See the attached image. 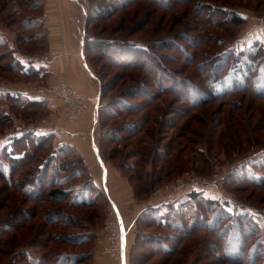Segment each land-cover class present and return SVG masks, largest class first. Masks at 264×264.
Listing matches in <instances>:
<instances>
[{
    "label": "rangeland",
    "instance_id": "374dc122",
    "mask_svg": "<svg viewBox=\"0 0 264 264\" xmlns=\"http://www.w3.org/2000/svg\"><path fill=\"white\" fill-rule=\"evenodd\" d=\"M11 2L12 3H6L5 5V0H0V35L3 36V41H7L8 38L10 39V37H6L10 36L7 32L8 29L15 31L16 34L21 32V20L22 17H25L23 13L22 17L19 19L16 14L17 10H24L21 4L17 1ZM84 3L87 7V14L93 12L97 6L105 4L103 0H84ZM203 4H209V6H205L204 10L199 13L196 8ZM137 5L138 7L135 5L123 11V13H128L129 20H126L123 13L119 12L115 18L110 21V24L107 22L91 23L89 25V30L86 31V44L88 43V38H92L94 35L97 36L99 34L100 38L103 37L100 34L103 25H108V33H110L111 28L114 27L116 31L117 26L122 25L123 20L125 22L124 33L126 34V38L135 42L140 47H146L153 42L152 40H155L153 39L155 25L157 26V24L162 21L161 18L164 14H166V21L170 17L171 12L167 14V12L159 9L155 4L146 0L140 1ZM216 7L222 11L220 15L215 16L216 18L224 16L223 19L226 20L228 18L227 14H230L232 11H238L239 13L242 12L247 14L249 20L245 21L242 25H234L226 21L224 23L227 25H221V28L215 27L206 22H208L207 18L211 8L213 9ZM134 8H137L139 12L133 13ZM224 8H228L229 10L223 11ZM147 11L148 14H145ZM176 11H181V14L183 13L182 17L187 21V33L191 36H199L205 40L204 45L197 49H191L192 46L188 47V52L192 55L195 56V52H197L196 55L198 58L196 64L203 61L206 62L210 56L218 54L216 51L219 44L218 40L208 39L203 34L204 30H206V34L208 35L212 33L222 36V38L229 41L232 46L235 39L237 40L242 37L248 30L253 28V26L258 24L264 25V0H190V3L187 5L180 4L172 13ZM145 17L150 20V24L146 27L139 28V31L134 33L135 24ZM11 21H13L14 24L12 27H8ZM95 24L100 25L98 28H94ZM179 28L180 27H176L170 36L176 34L178 30H180ZM164 33V31H159L157 37L164 35ZM108 35L113 36L112 34H105V36ZM114 36L118 37L120 35ZM43 40H45V38H43ZM209 44L211 47H208ZM17 45L18 44L15 46V53H20L25 56L38 55L41 57V55L37 53L44 54L46 49V47L44 51L41 49H34L32 44H24L23 47L19 45V48ZM222 48L220 50H222ZM83 49L84 54L89 57V59L100 56L93 51L87 52L86 47ZM234 49L239 50L238 48ZM5 52L7 51L1 50L0 54H4ZM155 52L159 55H163V53L166 52L167 54L178 57L177 53L174 51L167 52L158 50ZM8 54L7 56L4 55L2 58L0 57V87L11 90H31L32 88H47L50 86L44 84L35 77L25 78L14 71L10 72L11 56L9 52ZM196 64L194 66L189 64L186 65L189 69V75L191 74L190 76L198 75L195 69ZM102 67H104L103 70L107 68L111 74L119 70L116 68L111 69L110 65L107 64L105 60H99L93 63V65L91 64L92 71L95 74L98 73V70H102ZM168 68L179 73L184 71L185 66L180 62L175 64L168 63ZM207 71L209 72L210 68L205 70V72ZM105 72L106 70L103 72V77L105 76ZM97 75L96 77H98ZM63 80L66 81L65 79ZM66 82L72 86L68 81ZM195 83H197V81H195ZM175 98V95L163 96L154 103L153 108L146 109V112L151 113V118L147 123V127L137 138L130 141L112 142L104 136V126H102V119L105 117L104 112H100L99 123L96 126H94L92 122L89 124V130L83 132L88 135L94 129L96 143L98 147L100 146L104 160L109 166L110 174L112 173L111 179L114 176V172H118L121 177L123 176L127 180L131 178L134 180V183L130 184L136 198L137 210H142L144 203L150 199L158 198V200H161L166 196V198L172 196L171 198L173 199H179L174 200V203H172V201L171 203L173 205L170 203L167 206L165 205L155 210L152 209V212H142V214H144L138 222H135V224L133 223L131 233L128 237V251L126 252L127 263L125 264H139L141 260L145 261L144 257L149 255L152 251L146 248V245H142L144 242H148V238L150 240L158 239L163 242L165 238L177 234L174 229H168V227L165 226V219L173 209H179L177 211H181L179 214L181 218H179L177 224L183 225L185 230L190 232L191 224L195 223L198 231L194 233L191 239H184L180 248L185 245L189 246L188 251L183 256H175L171 260V264H241L234 261V259H239L238 254H235L236 251L234 250H238L241 241L240 236H242V234L231 232L230 242L226 244L227 249H224V252H222V250H219L220 252L218 251V254H225V256H227L224 257V259H220L218 256L208 255L206 252L203 254L200 253L197 249L195 240L200 238L203 239V241L214 240L222 245L224 243V238L222 239L220 237V239L218 236L219 232H215L217 228L216 221L219 219L223 221V223H221L223 225L225 224L222 228L223 230L227 228L226 225L228 223H231L229 221L234 219L237 215L252 217V219L261 226V231H264V98L259 99L254 93H239L226 97L223 101L215 100L192 110L189 104H187V110L190 112L189 117L192 119L187 129L181 127L182 123L186 122L187 116L183 117L178 114L170 115L166 113L167 110H175L182 106L181 103H174ZM90 99L91 101L88 102L86 111H88L89 106L93 104V98ZM108 100L107 98L106 102H108ZM56 101L57 104H59L57 109L52 111L51 107L47 106L48 108L40 111L43 116H39V112L35 110L23 111L20 110V108L14 109V114L11 115L12 123H10L9 127L0 125V138H4L6 135H11L22 129L26 130L33 125H39L45 119L49 120V128L54 129L55 126H57V132L60 133L58 137L54 136L51 140L53 148L56 149L58 147L60 150H66L64 148L66 144L59 143L64 140L65 142H67L66 140H71V142L75 140L77 143L84 145L85 151L82 152L84 156L74 147L64 151L66 156L59 160L64 162L65 168H62L63 171L61 170L59 180L67 178L71 174L70 172L74 170L83 168L84 171L78 172V176L72 175L65 183H58L57 187L65 190L76 189L79 192L83 191L86 193L83 197L87 195L92 198L90 200H93L95 204L94 207L79 209L78 211L81 212L79 215L86 221L87 229L93 236L87 245L84 246H62L63 252H74L78 254L81 252L90 253L89 259L81 264H118L117 260H112L109 255L105 254V248L109 245L106 223L113 220V215L111 212L110 198L108 199L109 195L106 196L102 189L100 169L92 154L90 140L87 139L88 136H78L70 139L64 138L66 137L63 133L65 131L64 129H69L68 126L74 124L76 121L63 117L62 112L64 106L60 99L56 98ZM131 101L138 102L137 100ZM0 106H3V108L7 110V113H10L8 109V106H11L10 102L2 100L0 101ZM155 108H157L158 111H155ZM217 111H219V113L215 114ZM173 116H177V120L180 123L174 128L171 124H167L169 120L174 121V119H176L173 118ZM136 118L137 115L126 116L123 120H118L116 122L117 124L123 121L130 122ZM165 121L166 124H164ZM4 122L8 121L6 120ZM211 128H215L213 134H211ZM121 134L125 136L124 139L129 138L126 132ZM183 134L185 137L180 138ZM0 141H2V139H0ZM67 144L69 145V143ZM137 151H140L141 155L134 156ZM163 151L168 154L166 159H163ZM0 158L3 161L6 160L4 152L0 151ZM77 158L83 160L84 167H81L80 164L76 166L73 165L71 168L66 165L67 160L76 161ZM75 163H77V161ZM127 164L137 165V167H129ZM34 166H36V163ZM124 166H126V168H124ZM30 169L32 170V167H30ZM27 170H29V167L23 169V171ZM138 175H140L142 179L135 177ZM237 177L241 181H239ZM260 177H263L262 180ZM122 178L120 180H122ZM252 179H255L256 183L261 184H250V180L252 181ZM91 182H93V186L98 190L96 188L90 190L89 188H91V186H86L89 183L91 184ZM193 182L206 184V186H208V195H205L206 197L201 196L198 200H190L187 194L195 187H190V183ZM1 184L3 183L0 182V186ZM199 186L202 185L196 184V187ZM190 188L191 190L189 191ZM87 190L88 192H86ZM109 193L111 195L110 190ZM183 194L184 196L182 197ZM20 195L23 196L22 194ZM121 198L124 202V207L132 211L133 206L128 204L126 193H123ZM65 201V203H59V205H53V207L58 206V208L62 210H70L68 206L69 201ZM45 205L47 208L50 207L51 204L46 202ZM31 206H34V203L28 201L26 207ZM217 209L221 213L220 216L212 213V210L216 211ZM132 215L134 214L131 213L129 222ZM202 228H207V230ZM46 230H52V226L46 227ZM248 231V229H245L243 235ZM261 231H259V234H255L256 237L253 239L252 243L248 244V246H250V251H253L254 247L258 248L261 244L260 239L264 238L262 237L264 233L261 234ZM244 243L246 245L245 240L242 241L241 245ZM23 248L29 253L31 260L36 262L41 259V254H39L36 249L31 247ZM141 254L145 255L141 256ZM248 257H251L250 252L248 253ZM7 258L8 257H5V260ZM165 258V255L158 254L150 262L147 263L146 261L145 264H160ZM169 259L171 258L169 257ZM243 264H247V261Z\"/></svg>",
    "mask_w": 264,
    "mask_h": 264
},
{
    "label": "trees",
    "instance_id": "16d2710c",
    "mask_svg": "<svg viewBox=\"0 0 264 264\" xmlns=\"http://www.w3.org/2000/svg\"><path fill=\"white\" fill-rule=\"evenodd\" d=\"M11 1L19 2L24 9L16 11L18 18L20 19L23 13L25 15L21 20L20 28L22 30L17 34L16 44H18V48L19 45L23 47L24 44H32L34 49L43 51L45 47L47 49L46 37L39 30L41 22L36 18V12L40 8L38 0H5L4 4L12 3ZM140 1L143 0H103L104 5L97 6L93 12L88 13L86 31L89 30V25L93 22H107L110 24V21L119 12L123 13V11L135 5L138 7L137 3ZM146 1L155 4L167 14L171 12L170 17L166 21V14H164L161 18L162 21L157 26L155 25L153 31L155 33L153 39L155 40H152L153 42L146 47H140L126 38L124 20L122 25L117 26L116 31L114 27L111 28L110 33H108V25H103L100 33L103 37L100 38L99 34L97 36L94 35L92 38H88L87 44L86 42L84 44L87 52L93 51L100 55L91 59L85 55L90 67L91 64L93 65L99 60H105L111 69H119L114 74H111L105 68L104 77V67L101 68L102 70H98V75L94 73L98 76L97 79L100 84L99 105L95 107L94 120L97 125L100 112H104L105 117L102 119L103 134L109 141L124 142L137 138L146 129L147 123L151 118V113L145 110L153 108L154 103L166 95H175L174 103L182 104L175 110H167L166 113L170 115L178 114L183 117L187 116L186 122L181 125L184 129L189 128L188 124L192 120L189 117L190 112L187 110V104L192 110L215 100L223 101L226 97L239 93H254L257 98H264V45L262 43L256 41L250 46L240 48L235 39L234 44L232 43L231 46L229 41H226L222 36L212 33L208 35L206 30H204L203 34L208 39L218 40L219 44L216 50L218 54L210 56L206 62L203 61L196 64L197 52H195V56L192 55L188 52V47L192 46L191 49H197L204 45L205 40L199 36H191L187 33V21L182 17L183 13L181 14V11L172 13L180 4L187 5L190 0ZM207 5L209 6V4H203L196 9L201 13ZM228 10V8H224L223 11ZM138 12V9L134 8L133 13ZM221 13V9L217 7L211 8L207 18L208 22L206 23L221 28V25H227L224 23L226 21L234 25H242L246 21L242 12L232 11L227 14L228 18L226 20L223 19L224 16L215 17ZM145 14H148V11ZM123 15L126 20H129L128 13L124 12ZM13 24L14 22L11 21L8 27H12ZM100 24H95L94 28H98ZM149 24L150 20L146 19V17L140 19L135 24L134 33L138 32L139 28L146 27ZM176 27H180V30L170 36ZM159 31H164V35L157 37ZM105 34H112L113 36H105ZM114 35L120 36L115 37ZM5 39L7 40L6 37ZM3 40V36L0 35V51L5 50L7 52L0 54V57L2 58L4 55L7 56L8 52L10 53L11 64L9 71H14L25 78H36L37 72L35 68L29 67V69H26V66L16 56V50L11 47L8 40ZM208 47H211V45L209 44ZM221 48L222 50H220ZM158 50L174 51L179 58L166 52L163 55H159L155 52ZM177 62L185 66L184 71L178 73L168 68V63L175 64ZM187 64L191 66L196 64L197 76L189 75ZM207 68H210L209 72H205ZM107 98L109 99L108 102H106ZM2 100L10 102L11 105L8 106L10 113H7V110L0 106V125L7 127L12 123L11 115L14 114V109L20 108L23 111L35 110L39 112V116H43L40 111L48 108L47 103L42 100L29 99L18 93L11 94L0 88V101ZM131 100H137L138 102H132ZM155 111H158V109L155 108ZM218 113L219 111L215 114ZM135 115H137V118L130 122L123 121L119 124L116 122L123 120L126 116ZM173 118L176 119L174 121L169 120L167 124H171L174 128L180 123L177 120V116H173ZM6 120L8 122H4ZM164 124H166V121ZM214 129L211 128V134H213ZM123 132H126L129 138L124 139L125 136L121 134ZM9 135L0 138L3 141V143L0 141V151L5 153L7 160L3 161L0 158V182L3 183L0 186V264H81L86 262L90 257V253L63 252L62 248V246L79 247L87 245L93 236L87 229L86 221L80 217L79 214L81 212L78 211L79 209L94 207L93 200H90L92 198L87 195L83 197L86 194L83 191L79 192L76 189L65 190L57 187L58 183H65L72 175L78 176L77 173L83 170V168L74 170L70 172L71 174L67 178L59 180L61 170L63 171L65 168L64 162L59 159L66 156L64 151L73 147L66 144L64 147L66 150H60L58 147L56 149L53 148L51 140L54 134L37 135L33 131H17ZM184 137V134L180 136V138ZM99 153L104 159L100 146ZM139 155H141L140 151L134 154V156ZM163 155V159L168 157L166 152ZM76 161L77 163H75ZM76 161L69 159L66 165L70 168L79 164L84 167L82 159L77 158ZM35 163L36 166H34ZM127 166L137 167V165L133 164H127ZM26 167H29V170L23 171ZM30 167H32V170ZM135 177L142 179L140 175ZM262 178L260 177L261 180ZM237 179L241 181L238 177ZM128 181L134 183L132 178L128 179ZM250 184L260 185L261 183H256L255 179H252ZM93 185V182H91V184L89 183L86 186H91L89 188L91 190L96 188ZM205 195L208 194L203 191H191L188 197L190 200H198L201 196L206 197ZM65 200L69 201L70 210H62L58 206L53 207V205L65 203ZM28 201L34 203V206L26 207ZM46 202L51 204L50 207L46 208ZM177 210L173 209L165 219V226L168 229H174L177 234L165 238L163 242L158 239L150 240L149 238L148 242L143 241L142 245H146V248L152 251L144 257L145 261L141 260L139 264H145L146 261L147 263L150 262L158 254L166 257L160 264H171L170 262L175 256L186 254L189 246L180 247L185 238L191 239L198 230L195 223L191 224L190 232L186 231L183 225L177 224V221L181 218L179 215L181 211ZM147 212H152V210ZM212 213L221 215L218 209L216 211L212 210ZM229 222L231 223L226 225L227 228L222 230L225 224H221L223 221L220 219L216 221L217 228L215 232H219V238H224L222 245L214 240L203 241L201 238L195 240L200 253L206 252L208 255L224 259L227 256L218 254L219 250L224 252L227 249L226 244L230 242L231 232L239 233L242 234L240 236L241 241L238 250H234L236 251L235 254H238L239 259H234V261L241 264L245 261H247V264H264V238L260 239L261 244L258 248L254 247L253 251H250V246H248L256 237L255 234H259V231L262 230L261 226L252 217L245 215H237ZM48 226H52V230L47 231L46 227ZM202 229L207 230V228ZM245 229L249 231L243 235ZM263 233L264 231H261V234ZM262 237H264V234ZM244 240L246 245L245 243L241 245ZM23 247L36 249L41 254V259L36 262L31 260L29 253ZM249 252L251 257H248ZM144 255L141 254V256ZM5 257L10 258L5 260Z\"/></svg>",
    "mask_w": 264,
    "mask_h": 264
},
{
    "label": "crops",
    "instance_id": "0c3cea01",
    "mask_svg": "<svg viewBox=\"0 0 264 264\" xmlns=\"http://www.w3.org/2000/svg\"><path fill=\"white\" fill-rule=\"evenodd\" d=\"M38 2L40 3V8L36 12V18L41 22V28L39 30H41L46 37L47 49L44 54L37 53L40 54L41 57L38 55L25 56L20 53L15 54L22 64L26 66V69H29V67L35 68V71L37 72L36 78L44 84L51 85L57 83L59 80L65 79L78 93L93 98V104L92 106H89L88 111L85 112L82 120L69 125V129L66 128L64 129L65 131L63 130V133L66 136L64 138H76L80 136L81 133L89 130V124L94 121L95 107L99 105L100 98L99 81L93 73L92 68L89 66L83 49L88 15L87 7L84 0H38ZM242 14L245 20L248 21L249 16L245 13ZM7 32L10 35L6 36L7 38L10 37V39L8 38V42L11 47L16 50L17 34L15 31L9 29ZM256 41L264 45V25L258 24L253 26V28L248 30L242 37L237 39V44L240 48H245ZM31 57L35 58L31 59ZM0 88L6 89L5 91L10 92L11 94H17L21 91L11 90L5 87ZM21 95L26 96L29 99L41 100L37 94ZM48 106L51 107L52 111H55L59 104H57V101L54 98L52 99V103L48 104ZM32 131L37 135L54 134L56 137L60 135L59 132L54 131L49 127H41L34 130H31L29 127L26 130H20V132ZM66 141L67 142L64 140L59 143H69L70 146L74 147L82 156H84L82 153L85 151L84 145L77 143L75 140L73 142H71V140ZM91 151L100 169V182L103 192L106 196L109 195L108 199L110 198V203L120 210L124 218V260L125 263H127L126 252L128 251V237L131 233L133 223L135 224V222H138V219L142 215V210L136 209L137 202L130 182L123 176L122 178L118 172H114V176L111 179L112 173L110 174L109 166L102 156H100L99 148L98 151H96V148L91 146ZM121 178L122 180H120ZM190 190L191 188L189 191ZM193 191H205L208 194V186H195L192 188V192ZM123 193H126L127 195L128 204L133 206L132 211L124 207V202L121 198ZM131 213L134 215H132L129 222Z\"/></svg>",
    "mask_w": 264,
    "mask_h": 264
},
{
    "label": "built area",
    "instance_id": "2783aa9c",
    "mask_svg": "<svg viewBox=\"0 0 264 264\" xmlns=\"http://www.w3.org/2000/svg\"><path fill=\"white\" fill-rule=\"evenodd\" d=\"M35 57H31L34 59ZM6 90V89H4ZM18 94H37L39 98L47 104L52 103V99H60L64 109L62 112L63 117L74 121H81L83 115L86 111L88 102L91 99L85 95L79 94L72 86H70L66 81L60 80L57 84L50 85L47 88H32L31 90H21ZM49 120H43L39 125L31 126V130L37 128H47ZM94 126H96L95 120L93 121ZM54 131H58V127L55 126ZM81 137L88 136L90 140V145L93 148H96L98 151V145L96 143V138L94 136V129L86 135L85 133L80 134ZM196 184L206 186L204 183H190L191 186H196ZM205 193V191H203ZM189 194V193H188ZM187 194V195H188ZM184 194L182 195V197ZM167 197V196H166ZM162 198L161 200L150 199L144 203L142 212L150 211L152 209L164 207L170 204L174 200H179L178 198L173 199L172 196L168 198ZM111 212L113 215V220H110L106 223V230L108 233L109 245L105 248V254L109 255L112 260H117L118 264H125L124 260V242H125V232H124V220L122 214L119 210L111 203Z\"/></svg>",
    "mask_w": 264,
    "mask_h": 264
}]
</instances>
